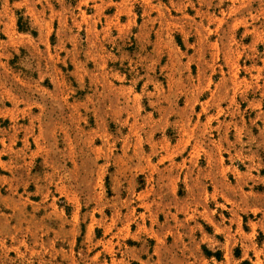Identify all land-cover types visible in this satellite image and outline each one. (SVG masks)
Returning <instances> with one entry per match:
<instances>
[{
	"label": "rangeland",
	"instance_id": "rangeland-1",
	"mask_svg": "<svg viewBox=\"0 0 264 264\" xmlns=\"http://www.w3.org/2000/svg\"><path fill=\"white\" fill-rule=\"evenodd\" d=\"M0 264H264V0H0Z\"/></svg>",
	"mask_w": 264,
	"mask_h": 264
}]
</instances>
